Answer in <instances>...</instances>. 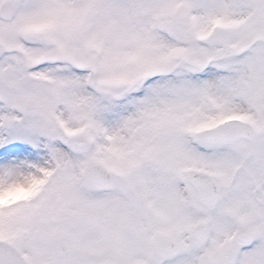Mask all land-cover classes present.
Segmentation results:
<instances>
[{"label": "snow or ice", "instance_id": "1", "mask_svg": "<svg viewBox=\"0 0 264 264\" xmlns=\"http://www.w3.org/2000/svg\"><path fill=\"white\" fill-rule=\"evenodd\" d=\"M0 264H264V0H0Z\"/></svg>", "mask_w": 264, "mask_h": 264}]
</instances>
